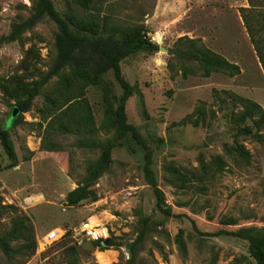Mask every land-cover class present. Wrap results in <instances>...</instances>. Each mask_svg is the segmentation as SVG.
Returning a JSON list of instances; mask_svg holds the SVG:
<instances>
[{"label": "rangeland", "instance_id": "obj_1", "mask_svg": "<svg viewBox=\"0 0 264 264\" xmlns=\"http://www.w3.org/2000/svg\"><path fill=\"white\" fill-rule=\"evenodd\" d=\"M49 1L85 41L47 78L59 28L46 14L37 16L38 0H0V128L9 132L18 161L9 168L0 146V264H128L145 218L135 264H255L246 240L216 233L264 234V145L253 137L264 131L223 93L264 110V73L238 11L253 8L264 29V0H91L88 7L81 0ZM139 25L157 49L120 61L123 78L135 89L125 115L152 152L151 169L170 216L156 208L145 181L143 149L118 128L122 90L95 48L124 44L122 30ZM180 37L237 64L240 74L200 77L197 63L174 53L185 48L176 43ZM183 67L196 75L183 79ZM67 78L82 86L96 133L48 127L47 100L59 96ZM35 84L30 110L11 118V106ZM43 138L55 152L40 151ZM107 143L113 145L110 164L91 187L94 198L66 206V194L83 185ZM31 197L40 199L29 203ZM87 220L117 246L83 251L85 241L70 233L39 249L38 239L51 230L69 231Z\"/></svg>", "mask_w": 264, "mask_h": 264}, {"label": "trees", "instance_id": "obj_2", "mask_svg": "<svg viewBox=\"0 0 264 264\" xmlns=\"http://www.w3.org/2000/svg\"><path fill=\"white\" fill-rule=\"evenodd\" d=\"M80 3L83 7H88L87 5L91 3V0H81ZM38 9V17L46 14L59 28V33L56 35L57 59L54 67L47 75V78H49L56 74L72 59L76 49L85 40L84 38H79L78 36L73 35L69 31L67 22L59 17L49 0H38ZM238 11L250 44L253 47L255 55L264 73V29L257 23L256 18L259 14L251 7L239 8ZM17 29L18 28H16L13 32L14 36L18 33ZM122 31V33H125V35L128 36V40L124 44L111 48H99L98 46H95V48L98 51V55L103 59V61H105L107 69L112 71L115 81L122 90L115 112L118 128L122 134L130 132L135 143L143 149V172L145 181L153 189L156 199V208L162 214L170 216V208L165 204L163 194L157 187L154 173L151 169L152 152L135 128L127 123L125 104L134 94L135 89L123 78L120 69V61L122 59L132 54L152 53L156 51L157 45L151 41L148 36V29L144 25L132 26ZM176 43L185 47L183 50H175L174 53L176 56L180 60L197 63L203 70L202 74L199 75L202 78H208L212 73H222L230 78L240 74V69L237 64L229 62L223 56L214 53L204 45L198 44L195 40L180 37ZM181 70V76L183 79H186L188 75H196L195 73L190 72L187 68L183 67ZM74 83V80L67 78L66 82L60 86L58 91L59 96L57 98L53 96L47 100L49 108L47 109V117L50 119L48 127L51 130L52 128L58 126L63 133H69L73 129V131L78 133H96L98 128L94 125L90 107L84 98L83 88L82 86H75ZM40 84L38 83V85ZM38 85L35 84V86L28 91L25 98L17 101L11 106V115L15 112L14 117H16L17 115L30 110L31 100L37 93ZM223 93L229 95L232 101L239 102L243 109L241 115L244 118L254 120L256 128L264 131V110L259 104L231 92L228 93L224 91ZM253 137L258 143L264 145V134H253ZM44 141L45 139L43 138L41 141L40 151L51 153L56 151V146L54 144H45ZM0 146L7 158L11 160L8 167L12 168L17 166L18 161L14 151V146L6 128H0ZM112 148L113 145L109 143L102 148V153L96 164L88 169L87 177L83 185H78L66 194L64 200L66 206L74 207L85 200L94 198V193L91 187L107 170L110 164V152ZM169 172L178 180L182 181L185 179V175L179 170L169 168ZM148 220L149 218L144 219L143 227L140 233L130 244V260L128 264H135L137 251L146 236ZM66 234H70V231H67ZM216 235L235 236L246 240L248 242V252L254 259L255 264H264V234L261 237H250L244 236L239 232L219 231ZM93 245L95 248L98 247L100 249H106L103 247L102 241L94 242ZM115 246L117 245L110 241L109 247ZM2 248L5 254L9 253L6 246L3 245Z\"/></svg>", "mask_w": 264, "mask_h": 264}, {"label": "built area", "instance_id": "obj_3", "mask_svg": "<svg viewBox=\"0 0 264 264\" xmlns=\"http://www.w3.org/2000/svg\"><path fill=\"white\" fill-rule=\"evenodd\" d=\"M101 229L98 226H93L90 222V220L85 221L80 225L79 228H73L70 231V233L74 234L75 236L80 237L82 241H90L92 243L106 240L105 237L101 236ZM68 230H59V229H53L41 238L38 239L37 245L39 249H44L47 246H49L51 243L61 239ZM102 237V238H99Z\"/></svg>", "mask_w": 264, "mask_h": 264}, {"label": "water", "instance_id": "obj_4", "mask_svg": "<svg viewBox=\"0 0 264 264\" xmlns=\"http://www.w3.org/2000/svg\"><path fill=\"white\" fill-rule=\"evenodd\" d=\"M15 116V112H13L12 113V115H11V118H13ZM206 142L208 143V144H210V142H211V140H210V137H208L207 139H206ZM109 244H110V241H109V239L108 240H104V241H102V245L103 246H109ZM81 249L83 250V251H87V252H94V250H95V247H94V245H93V243L92 242H90V241H85V242H83V244L81 245Z\"/></svg>", "mask_w": 264, "mask_h": 264}, {"label": "bare ground", "instance_id": "obj_5", "mask_svg": "<svg viewBox=\"0 0 264 264\" xmlns=\"http://www.w3.org/2000/svg\"><path fill=\"white\" fill-rule=\"evenodd\" d=\"M32 199H29L28 200V202L29 203H35V202H37V200H39L40 198H33V197H31Z\"/></svg>", "mask_w": 264, "mask_h": 264}]
</instances>
